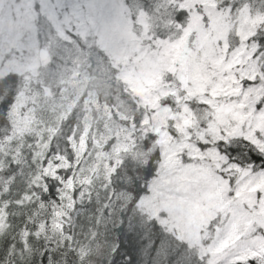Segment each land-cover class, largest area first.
<instances>
[{
    "label": "snow or ice",
    "instance_id": "obj_1",
    "mask_svg": "<svg viewBox=\"0 0 264 264\" xmlns=\"http://www.w3.org/2000/svg\"><path fill=\"white\" fill-rule=\"evenodd\" d=\"M59 7L68 9L65 41L95 55L101 86L120 90L141 139L133 134L128 155L110 162L108 223L102 230L97 222L84 241L71 211L50 208L40 218L37 209L59 203L49 200L55 184L0 200V238L13 227L9 217L20 215L10 209L32 207L0 264H96L94 255L100 264H264V3L59 0ZM197 28L209 48L193 47ZM19 95L0 108L15 114Z\"/></svg>",
    "mask_w": 264,
    "mask_h": 264
},
{
    "label": "trees",
    "instance_id": "obj_2",
    "mask_svg": "<svg viewBox=\"0 0 264 264\" xmlns=\"http://www.w3.org/2000/svg\"><path fill=\"white\" fill-rule=\"evenodd\" d=\"M249 2L259 8L264 0H249ZM37 29L41 47L47 45L48 35L51 36V42H53L54 29L51 22L43 15L38 17ZM53 48L55 50V47ZM69 48L74 56L81 60V67L79 68L84 72V75L93 80L88 81L86 88H83L82 85L79 87V92L77 91V95H75L78 100L75 107L69 112L64 110L61 105V103H65L62 85L51 86V95L47 96L44 92L45 88L40 83L27 82L23 74L10 73L0 78V104H3L9 95L16 97L21 93L18 104L21 99L28 100L26 106L22 108V115L18 114V120L16 113L9 115L7 109L0 108V200L14 201L22 193L30 191L34 185L37 190H40L44 188L45 183L55 184L56 194L49 197V200L55 199L59 203L55 207L49 203L43 209H37L40 218L43 219L48 215L50 208L54 212L71 211L77 237L84 241L97 222L101 225L102 230L103 225L108 223L104 217V205L110 174L109 165L117 157H124L125 155L117 152L118 155H116L112 152L114 147L107 146L101 151L104 163L97 166L96 170L80 176L82 162H79L74 170L69 168L70 162L73 161L72 155L67 157L68 164L64 168L61 158L63 155L66 157L65 147H69L71 144L67 140V134L74 125L82 128L85 124L86 117L82 108L87 98H92L98 93L97 89L100 83L98 79L100 69L97 67L95 55H89L88 50L83 48V45L77 47L75 44L69 43ZM63 54L65 53H61L59 58L57 55L53 57L61 63ZM60 67L67 68L66 63ZM54 68L58 69L59 67L50 63L49 69ZM73 91L71 90L70 93ZM70 97L73 101L74 96L71 94ZM26 115H29L30 118L26 124H21ZM108 121L109 124L112 123L111 120ZM128 128L131 131L135 130L132 127V122ZM79 134L77 132L75 136H79ZM85 137L87 138L86 135ZM79 143H75L77 144L75 148L78 146L76 149L78 151L81 146V144L78 145ZM91 144L92 141L88 138L86 148L90 147ZM69 150L67 153L74 148ZM90 152L87 149L82 160H85ZM57 172H59V176H57ZM62 177H66V180L61 179ZM66 181L69 182V191L66 190L67 187L63 186ZM8 186L11 187V190L5 194L3 189ZM83 189L85 191L78 194ZM65 193H68L69 199H66ZM40 195H47V192L40 191ZM35 199L33 197V200ZM69 204L74 205V210L69 209ZM9 211L12 213L19 212L20 215L13 214L9 217V222L13 227L8 230L7 235L0 238V258H3L4 251L12 242V237L15 235L17 227L23 222L24 216L31 214L32 207L29 204L26 208L16 209L13 207ZM95 247L93 245V248ZM93 260L96 264H100V259L97 256L94 255ZM37 263L39 264L38 260L34 262V264Z\"/></svg>",
    "mask_w": 264,
    "mask_h": 264
},
{
    "label": "rangeland",
    "instance_id": "obj_3",
    "mask_svg": "<svg viewBox=\"0 0 264 264\" xmlns=\"http://www.w3.org/2000/svg\"><path fill=\"white\" fill-rule=\"evenodd\" d=\"M66 11H68L66 7L63 9L59 7V0H0V78L10 73L23 74L27 82L40 83L45 88L44 92L47 96L51 95V86L62 85L65 103L61 105L69 112L76 105L78 98L75 95L77 91L79 92V87L82 85L86 88L88 81L93 80L85 76L79 68L81 60L74 56L69 48L70 42H66L62 35L64 30L71 31L68 23L63 22V13ZM42 15L52 24L54 40L51 42V36L44 34L48 39L46 40L47 45L41 47L37 21ZM192 45L203 49L209 48L210 42L208 37L197 28ZM184 50H188L187 41ZM60 52L65 53L62 55L61 63L53 57L54 55H57V58L61 57ZM50 63H54L59 68L49 69ZM63 63H66L67 68L60 67ZM71 90L74 91L70 93ZM97 90L98 93L92 98H87L82 108L86 117L85 124L82 128L74 125L68 132L67 140L71 144L65 147L66 157L63 155L61 158L66 168L67 157L72 155L73 161L70 162L69 168L73 170L79 162H82L80 176L96 170L97 166L104 163L101 151L107 146L114 147L112 152L116 155L120 153L126 156L128 153L125 152L123 146L133 143L132 135L136 134L137 140L141 139L138 130L131 131L128 128L132 113L128 101L121 100L120 90L116 86L111 88L104 85L102 87L101 81ZM71 94L74 96L73 101ZM27 102L28 100L21 99L20 103H17V120L18 114L22 115V108ZM29 118V115H26L21 124H26ZM108 120L112 123L109 124ZM77 132L80 133L79 136H75ZM88 138L91 139L92 144L86 148ZM77 142H80L78 145L81 144L79 151L76 150L78 146L75 148ZM72 147L74 150L70 151ZM87 149L91 152L87 154L85 160H82ZM68 150L70 152L67 153ZM63 186L69 191V182H64ZM85 189L78 194H82ZM65 194L66 199H69L68 193Z\"/></svg>",
    "mask_w": 264,
    "mask_h": 264
}]
</instances>
